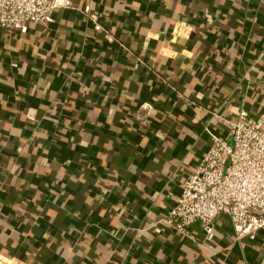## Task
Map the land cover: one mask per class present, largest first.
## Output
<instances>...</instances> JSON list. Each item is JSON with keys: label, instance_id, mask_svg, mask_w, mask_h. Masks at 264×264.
<instances>
[{"label": "crops", "instance_id": "obj_1", "mask_svg": "<svg viewBox=\"0 0 264 264\" xmlns=\"http://www.w3.org/2000/svg\"><path fill=\"white\" fill-rule=\"evenodd\" d=\"M242 108L264 117V0H73L0 27V264H264V230L227 216L210 243L149 228Z\"/></svg>", "mask_w": 264, "mask_h": 264}, {"label": "built area", "instance_id": "obj_2", "mask_svg": "<svg viewBox=\"0 0 264 264\" xmlns=\"http://www.w3.org/2000/svg\"><path fill=\"white\" fill-rule=\"evenodd\" d=\"M72 7L73 0H0V27L47 24L56 11ZM206 130L210 148L183 180L176 204L149 228L190 236L199 222L210 243L217 218L227 216L238 239L254 237L264 230V117L242 108L229 122L228 137Z\"/></svg>", "mask_w": 264, "mask_h": 264}]
</instances>
